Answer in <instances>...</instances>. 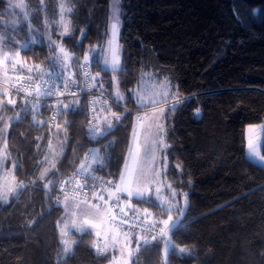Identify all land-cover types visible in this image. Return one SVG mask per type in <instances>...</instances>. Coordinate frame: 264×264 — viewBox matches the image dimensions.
<instances>
[{
  "label": "trees",
  "instance_id": "1",
  "mask_svg": "<svg viewBox=\"0 0 264 264\" xmlns=\"http://www.w3.org/2000/svg\"><path fill=\"white\" fill-rule=\"evenodd\" d=\"M11 1L0 0V34L6 45L20 50L32 65L58 69L49 62L53 53L45 38L47 23L52 35L57 34L58 0H25L34 28L23 19L13 24ZM67 1L72 7L71 34L61 42L82 62L108 37L111 0ZM119 2L122 68L101 71L97 56L98 63H92L96 90L113 100L100 117L110 111L123 113L121 122L96 141L97 171L118 180L136 113L142 108L132 93L144 71L168 77L180 98L174 111L168 106L165 112L167 176L181 205L175 213L177 227L166 236L173 245L166 257L164 239L141 246L131 264H264V167L248 157L246 139L248 125L264 122V0ZM25 43L29 44L23 48ZM113 77L124 97L119 103ZM8 96L16 103L4 101L0 106V151L5 145L6 164L12 166L21 189L7 202L0 197V264H109L111 252H98L91 229L71 230L74 243L64 255L59 228L65 212L59 180L82 163L92 144L85 101L62 115L54 138L61 152L55 167L49 165L42 174L48 113ZM131 201L159 219L168 217L154 197H148V203L135 197ZM132 244L136 247V240ZM181 247L186 249L183 254Z\"/></svg>",
  "mask_w": 264,
  "mask_h": 264
},
{
  "label": "rangeland",
  "instance_id": "2",
  "mask_svg": "<svg viewBox=\"0 0 264 264\" xmlns=\"http://www.w3.org/2000/svg\"><path fill=\"white\" fill-rule=\"evenodd\" d=\"M19 5V7H17ZM10 12L12 14V22L13 24H18L20 19H23L24 21L28 22L30 25V28H34L30 22V13L27 10V4L25 0H13L10 2L9 5ZM72 7L68 4L67 0H58V17L56 20H54V24L57 25V34L53 36L51 25L47 23L46 25V32H45V38L47 43L49 44V36L51 37L52 41H55L56 44H61V33L63 32V24L69 23L70 31L72 26ZM63 18V19H62ZM118 21V27L119 31L115 37L114 45H118L119 47V57H120V66L116 70H120L122 68V45L120 42V30L122 26V18H121V7L119 0H111L110 2V20H109V28H108V37L106 41L101 46H96L94 49H96V56L98 60L101 63V67H103V59L108 58L111 59V52H110V45L108 41L112 39L110 26L112 23H116ZM34 30V29H31ZM36 39L32 35L31 36V42H35ZM29 43H25L22 47L26 48ZM55 47V45H53ZM19 53V59L22 60L26 65L32 66L31 63H28L26 59L22 56L20 50L14 51L11 50L5 42V37L0 34V101H8L11 99L7 94L5 95L6 88L5 84L7 82V76L9 74L10 68L13 67V61L11 59L5 61L4 57L7 55L8 57H16V54ZM20 66L19 64H17ZM107 70H111L110 65ZM112 71V70H111ZM117 78V77H116ZM115 89H116V82L113 79V95L115 96ZM120 91V89H119ZM121 93V91H120ZM122 94V93H121ZM166 94V95H165ZM133 97L136 99V103L138 106L142 107L140 108L135 117V124H137V116L141 115L144 116L146 114H151L154 111H159L160 109L164 110V116H163V124L166 129V143L168 144V138H167V123L165 119V112L168 108V106H173V104L177 103L180 98L175 90L174 85L172 84L171 80L168 77H162L159 78L154 71H144L141 75V78L138 82V84L134 87ZM139 100V102H138ZM2 103H0L1 106ZM100 117V113H99ZM108 117H111V111L108 113ZM113 123H115L114 118ZM11 120V119H10ZM99 125H100V133H105V123H104V117L99 118ZM149 122L145 121L144 127L140 128L137 126V130L139 132V140L137 141L136 138L133 136V131L130 139V145L129 148H132L135 150L137 147H139L140 150V164L141 166H144L147 162L144 160V146L146 143H150L151 139L153 138L150 133L155 132L154 128H149ZM8 124L4 127V131L7 130ZM57 133L51 138L50 133L48 137V142L50 141V151L49 148L47 150L46 147V154H45V160L42 165L41 173L45 174L48 171L49 165H53L55 163L56 157L60 154L61 148H60V141L57 142L54 141V138ZM263 135H264V122L260 124H251L246 127V139H247V155L248 157L253 160L254 162L258 163L259 165L264 167V155L261 153V146L263 142ZM54 141V142H53ZM251 141L253 148H249V142ZM254 149V150H253ZM49 151V152H48ZM129 152V149H128ZM51 154V155H50ZM6 156L7 151L5 145L2 146V149L0 151V197L5 202L9 201V199L16 195L19 190L21 189V184L17 181L16 177L14 176V173L12 171V166H7L6 164ZM47 157V158H46ZM96 157L98 159V162L100 161V154L97 153ZM127 159L130 161V157L127 153ZM83 162V161H82ZM169 164V154H168V147L161 150L158 146L156 148L155 152V160L151 161L150 163H147V167L152 169V172L149 173L144 180V183L147 184V186L150 189L149 196L148 197H154L158 200L160 204H162L165 209L168 212V216L171 215L173 217L172 222L178 223V218L175 215L178 209L181 208L180 201L177 197V190L175 187L171 184V182L168 180L167 176V169ZM166 165V166H165ZM178 169L182 171V165L177 163ZM158 172L159 175H155V173ZM13 189V191H9V189ZM158 190V191H157ZM67 197V199H66ZM61 203L65 208V212L62 216V218L59 221V228L62 233V239L64 244V255L72 249L74 241L69 238V233L71 230H77V225L81 227V231H84L86 229H91L96 234L97 231L101 232V236L96 235V241L94 245H100L103 246L106 242L108 244V248L106 252H111L112 259L109 262V264H116L114 261V257L119 259L120 258V245L116 244L113 245V236H116L117 240L122 241L124 232H131L132 233V242L133 240H136V234L139 233L137 230H128V229H119L115 226H113L110 223V212H105V214L102 217H98L94 214L93 210L88 207L85 203L82 201L74 200L73 198H69L68 196H62L61 197ZM107 201V200H106ZM92 204H98L97 202H90ZM102 204V203H101ZM79 205V207L77 206ZM121 207L126 209L127 211L133 212L137 208L132 204V201L130 202V206H126L125 203L121 204ZM187 207V203H184L183 211ZM133 209V210H132ZM141 212V215L144 216L143 210L138 209ZM148 217H154L158 220L159 226L163 227V221L167 220V218L159 219L157 216H154L153 212ZM181 213V211H180ZM145 217V216H144ZM89 220L91 223H95L97 225L96 228H92L89 226L84 225V221ZM170 222V223H172ZM141 235V234H140ZM105 236L107 239H105ZM64 241H67V245L64 243ZM167 241L170 243L167 245L168 251L172 247L173 243L171 239L167 238ZM131 250L134 254L136 251V247L131 244ZM165 247L164 244V257L167 256V253H165ZM96 248V247H95ZM67 249V250H66ZM97 249V248H96ZM132 254V256H133ZM131 256V258H132ZM125 258L129 260V264H131V258H127L125 254Z\"/></svg>",
  "mask_w": 264,
  "mask_h": 264
},
{
  "label": "snow or ice",
  "instance_id": "3",
  "mask_svg": "<svg viewBox=\"0 0 264 264\" xmlns=\"http://www.w3.org/2000/svg\"><path fill=\"white\" fill-rule=\"evenodd\" d=\"M19 7V5H17ZM254 13L257 10H253ZM63 19V18H62ZM237 19L239 20V16H237ZM69 23L63 24V32L61 33V36L64 35H70V27ZM111 36L112 39L108 41L111 52V59L108 58L103 59V67H101V71H105L106 68L110 65L112 71H116L120 66V57H119V47L118 45H114L115 37L119 31L118 27V21L116 23H112L110 26ZM53 45H55V48H53ZM49 48L52 50V56L49 57V62L52 65H55L60 69L59 72L56 73V76L60 78L61 81V87L62 91H55V85L49 87L48 81L46 80V77L51 76V72L46 70L44 67H42L41 64L36 63L32 66L26 65L22 60H20L19 53L16 54V57H8L5 55L4 59L5 61L11 59L13 61V68L16 67L17 64H19L22 68L27 67L28 75L25 77H22L23 80L28 81L29 83L24 86L22 85L20 90L24 91L26 96H34V101H28L29 104H31V107L33 110L37 107V105L40 103V101L44 98L53 97V96H64L66 93L70 94L73 97H76V91L73 90V86L76 85L77 79L76 77L82 76L84 79H88L90 77V73L88 69L92 66V63L96 62L95 56H96V49H90L89 55H85L83 57V61H80V58L75 55L74 52L69 51L62 43L56 44L55 41L51 40V37L49 36ZM75 69V70H74ZM97 76H99V73H97ZM93 81L96 80V77H91ZM114 81L116 82V89H115V99L116 102L119 103L120 101L124 100V97L119 91V81L116 77H113ZM37 81H40V83H37ZM89 87H95V83L89 85ZM101 87L103 85L101 84ZM8 93L5 92V95ZM166 95V94H165ZM139 102V100H138ZM0 103H3V101H0ZM9 104H15V99H9L7 101ZM57 104H60L63 106V109L68 110L72 109L75 111V108L79 106V98L75 100H69L67 103H65L63 100H56ZM172 110H175V105L172 106ZM125 112H127V108L124 109ZM199 111V110H197ZM123 113H116L111 112V117L114 118L115 123H113V119L109 117H104V123H105V129L104 131L107 132L114 128L116 124L121 122ZM163 116H164V110L160 109L159 111H154L153 113L146 114L144 116L138 115L136 120L137 124L133 126V136L136 138V140H139V132L137 130V126L140 128L144 127L145 121L149 122V128H154L155 132L150 133V135L153 136L150 143H146L144 146V160L147 163H150L151 161L155 160V152L157 146L163 150L166 147H169L166 143L165 137H166V129L163 124ZM89 132L92 134L93 137L100 132V129L98 125L92 124L90 121V128ZM51 148V145H49ZM249 148H253V145L251 141L249 142ZM254 150V149H253ZM129 157L131 158L130 161L128 159L125 160L123 163L122 170L118 172V180H107L104 181L102 178L93 177V182L91 185H88L89 188H94L95 183L97 181L100 182L102 185V188L94 193V196L97 198L98 201L103 202L98 204H92L87 199L83 201L86 205H88L89 208H91L94 212V214L98 217H102L105 212H110L111 208L119 207L120 211L123 212L124 208L121 207L122 203H125L126 206H130V202L132 198H137L138 200L148 203V196L150 189L147 186V184L144 183L145 177L152 172V169L147 167V163L144 166H141L140 164V150L139 147H137L135 150L132 148H129L128 152ZM47 158V157H46ZM106 167V165H103ZM166 166V165H165ZM53 168L55 165L52 166ZM82 169L86 170V166L84 164L81 165ZM109 176H112V173H108ZM155 175H159L158 172L155 173ZM85 184H87V181H85ZM47 187V185H46ZM78 187L83 188V185H79ZM9 191H13V189H9ZM108 192L109 199L105 201L104 199V192ZM158 191V190H157ZM67 199V197H66ZM5 202L6 198H5ZM79 207V205H77ZM183 210H181V213ZM127 215V213H124ZM143 214L145 216V219L141 221V223L144 225L142 231L145 233V235H140L139 233L136 234V250H138L141 246H149L153 242H159L160 240H165V253L168 252L167 245L170 243L166 240L167 232L168 230H174L177 227L176 222L173 221V217L171 215L168 216L167 220H164L163 227L159 226V222L152 220L149 221L147 219L148 216L151 215V213L148 212V209H143ZM141 213L138 209L135 210V219L137 221H140ZM114 219V217H113ZM123 223H127V221H122ZM172 222V223H170ZM84 225L96 228L97 225L95 223H91L89 220L84 221ZM137 225H133L135 227ZM77 231H81L80 226H76ZM63 233V230H62ZM66 234V233H63ZM96 235L99 237L101 236V232L97 231ZM123 240L119 241L117 240L116 236H113V245L119 244L120 245V258H113L116 264H129V260L125 258V254L127 258H131L133 252L131 250V244H132V233L124 232L122 233ZM150 235V238H149ZM105 239L107 237L105 236ZM64 243L67 245V241H64ZM94 247L97 248L98 252L100 254H103L105 251H107L108 244L105 242L103 246L100 245H94ZM67 250V249H66ZM173 251H175V248L173 246ZM179 253H185L186 249L181 247L178 249Z\"/></svg>",
  "mask_w": 264,
  "mask_h": 264
},
{
  "label": "built area",
  "instance_id": "4",
  "mask_svg": "<svg viewBox=\"0 0 264 264\" xmlns=\"http://www.w3.org/2000/svg\"><path fill=\"white\" fill-rule=\"evenodd\" d=\"M45 69L52 73L51 76L46 77V80L48 81L47 86L51 87L55 85V91H62L63 89L61 87L60 78L56 76V73L59 72L60 69ZM88 71L90 73V77L88 79H84L82 76H80L79 78L76 77L77 83L75 86H73V90L76 91V97H73L70 94L66 93L64 96L44 98L40 101L36 108H44L47 111L48 127L50 130V137L52 138L59 128L62 115L67 111L63 109L62 105L57 104L56 100H63L65 103H67L69 100H75L78 97L79 103L81 101H85L88 113L86 132L88 138L92 141V144L89 146L84 156L83 162L80 165L76 166L69 174L64 175L60 178L58 189L65 196L73 198L77 201L83 202L87 199L90 202L103 203L101 201H98L94 196V193L98 192L102 188L100 182L97 181L94 188L88 187V185L92 184L93 177L102 178L104 181L109 180L107 177L102 176L97 171L98 158L96 157V155L98 153V147L96 141L100 136V132H98L95 137H93L89 132V128L91 121L92 124L98 125L100 129L99 113L107 110L110 104L113 103V100L103 91L96 90L95 87H89V85L94 83V81L91 79V77H94L93 66H91ZM28 74L29 73L27 71V67L22 68L18 65H16L15 68L11 67L7 76V82L5 84L6 91L9 95H12L15 98L19 97L27 103L28 101L35 102L34 96H26L25 92L20 90L22 85L26 86L29 83L28 81L22 79V77H25ZM37 83H40V81H37ZM50 141L47 143V150L49 148ZM82 164L86 166V170L81 168ZM85 181H87V184H85ZM78 184L83 185L84 187L80 188L78 187ZM104 199L105 201L109 199L107 191L104 192ZM111 209L112 210L110 213L109 221L113 226L123 230H137L139 234L145 235V233L142 231L144 225L141 223V221L145 219L144 216L141 215L140 221H137L135 219V211L130 212L124 209V211L121 212L119 207H114ZM125 212L127 213V215L124 214ZM147 219L149 221H158L154 217H147ZM122 221H127V223H123ZM134 224L137 226L133 227Z\"/></svg>",
  "mask_w": 264,
  "mask_h": 264
},
{
  "label": "crops",
  "instance_id": "5",
  "mask_svg": "<svg viewBox=\"0 0 264 264\" xmlns=\"http://www.w3.org/2000/svg\"><path fill=\"white\" fill-rule=\"evenodd\" d=\"M103 117H108V114L103 115ZM126 159H127V156H126Z\"/></svg>",
  "mask_w": 264,
  "mask_h": 264
},
{
  "label": "water",
  "instance_id": "6",
  "mask_svg": "<svg viewBox=\"0 0 264 264\" xmlns=\"http://www.w3.org/2000/svg\"><path fill=\"white\" fill-rule=\"evenodd\" d=\"M255 13H257V11ZM200 114H201V112H200Z\"/></svg>",
  "mask_w": 264,
  "mask_h": 264
},
{
  "label": "bare ground",
  "instance_id": "7",
  "mask_svg": "<svg viewBox=\"0 0 264 264\" xmlns=\"http://www.w3.org/2000/svg\"><path fill=\"white\" fill-rule=\"evenodd\" d=\"M98 90V89H97Z\"/></svg>",
  "mask_w": 264,
  "mask_h": 264
}]
</instances>
